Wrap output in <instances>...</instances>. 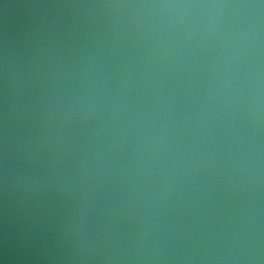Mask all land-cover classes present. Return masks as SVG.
I'll return each instance as SVG.
<instances>
[{"label":"water","instance_id":"1","mask_svg":"<svg viewBox=\"0 0 264 264\" xmlns=\"http://www.w3.org/2000/svg\"><path fill=\"white\" fill-rule=\"evenodd\" d=\"M0 264H264V0H0Z\"/></svg>","mask_w":264,"mask_h":264}]
</instances>
